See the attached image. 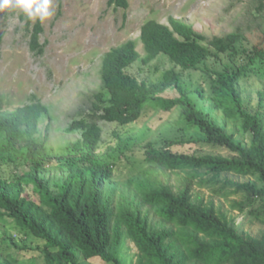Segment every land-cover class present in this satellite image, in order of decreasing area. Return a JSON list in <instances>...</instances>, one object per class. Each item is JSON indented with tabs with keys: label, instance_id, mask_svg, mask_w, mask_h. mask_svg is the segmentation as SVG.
I'll return each instance as SVG.
<instances>
[{
	"label": "trees",
	"instance_id": "trees-1",
	"mask_svg": "<svg viewBox=\"0 0 264 264\" xmlns=\"http://www.w3.org/2000/svg\"><path fill=\"white\" fill-rule=\"evenodd\" d=\"M107 3L128 6V0ZM262 9L264 0H259L258 11ZM30 26L26 17L30 49L42 53L43 23L36 20ZM140 40L144 63L164 54L175 67L160 81L147 84L126 70L140 57L136 42L129 39L111 47L102 57L101 85L92 93L88 112L69 125L81 130L73 153H48L46 135H38L40 118L47 111L40 101L13 109L3 108L0 101V161L16 169L27 167L10 178L0 177V225L7 228L0 238V264H21L20 254L28 251L36 252L40 264H84L95 258L123 264L118 251L124 235L137 248L134 264H264V231L256 236L243 232L212 199L205 201L194 190L195 185L207 186L227 198L237 195L232 208L264 224V112L246 102L241 85L264 63V45L248 47L240 31L207 37L173 17L169 24L147 19ZM220 53L229 61L221 69L206 68L209 94L204 96L199 88L190 91L176 67L200 70L209 57ZM169 90L175 94L164 95ZM151 101L164 111L179 108L180 119L200 131L201 141L231 153L173 149L192 139L170 138L164 146L148 141L142 146L146 169L128 180L130 194L114 199L115 163L99 153L98 121L133 122ZM206 102L226 118L241 119L242 127L252 131L249 145L234 140L204 108ZM56 165L58 174L47 176ZM166 171L181 175L177 188L158 178ZM226 172L251 178L235 181L223 176ZM27 186L35 196L26 192ZM150 211L158 223L150 221Z\"/></svg>",
	"mask_w": 264,
	"mask_h": 264
},
{
	"label": "rangeland",
	"instance_id": "rangeland-1",
	"mask_svg": "<svg viewBox=\"0 0 264 264\" xmlns=\"http://www.w3.org/2000/svg\"><path fill=\"white\" fill-rule=\"evenodd\" d=\"M108 0H53L49 9L53 15L43 22L40 43L42 53H34L29 46L30 33L26 28V15L11 9L0 13V101L5 109H13L26 103L40 101L47 111L39 121V134L45 137V147L49 154L73 153L72 145L80 139L81 130L71 129L73 119L83 117L90 107L92 93L101 85L100 68L102 57L111 47L129 39L136 42L140 57L127 67V72L147 84L162 79L163 73L175 67L164 54L148 63L142 61L145 54L140 40V29L147 19H155L169 24V17L179 19L207 37L225 35L240 31L247 37L246 45H264V9L258 11L259 0H128L127 8H115ZM35 21L31 20L32 28ZM229 61L227 54L209 57L199 70L182 71L183 84L190 90L201 89L204 96L209 94V78L206 68L221 69ZM258 73L241 82L242 96L254 109L261 106L264 112V63L259 64ZM169 90L164 95H173ZM201 104V102L199 103ZM204 108L230 133L234 140L247 146L252 137L250 128L242 127L241 119L226 118L221 110L208 102ZM102 127V141L99 153L107 160L114 161L112 181L117 188L114 199L121 194L131 193L128 180L146 169L142 146L152 141L155 146H164L167 139H192L188 144H177L175 150L195 153L229 155L224 147L214 146L200 140L203 135L194 127H186L180 119V109L162 110L155 102L147 103L140 117L130 123L120 124L99 120ZM218 123V124H219ZM197 139L198 141H195ZM26 166L15 168L12 164L0 161V177L10 178L16 172H23ZM58 165L48 169L47 176H56ZM159 179L177 188L182 179L175 171L160 172ZM223 176L246 181L249 176L234 172ZM223 177V178H225ZM54 178V177H53ZM108 187L104 189L107 192ZM205 201L213 200L235 224L250 235L264 231V224L254 216L244 215L233 209L228 198L215 194L211 187L194 186ZM31 197L35 196L31 186L26 187ZM146 209V205H141ZM151 222L159 218L150 211ZM0 238L5 226L0 225ZM3 230V231H2ZM10 230V229H9ZM119 255L123 264H134L137 248L127 237L122 236ZM21 264H40L36 252L20 254ZM84 264H105L95 258Z\"/></svg>",
	"mask_w": 264,
	"mask_h": 264
},
{
	"label": "clouds",
	"instance_id": "clouds-1",
	"mask_svg": "<svg viewBox=\"0 0 264 264\" xmlns=\"http://www.w3.org/2000/svg\"><path fill=\"white\" fill-rule=\"evenodd\" d=\"M53 0H0V13L11 9L22 11L30 20L43 23L53 15Z\"/></svg>",
	"mask_w": 264,
	"mask_h": 264
}]
</instances>
